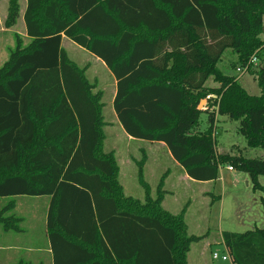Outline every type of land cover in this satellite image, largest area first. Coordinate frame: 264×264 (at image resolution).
<instances>
[{
	"label": "trees",
	"instance_id": "16d2710c",
	"mask_svg": "<svg viewBox=\"0 0 264 264\" xmlns=\"http://www.w3.org/2000/svg\"><path fill=\"white\" fill-rule=\"evenodd\" d=\"M18 10L9 0L7 24ZM263 16L264 0H26L28 42L16 35L0 66V198L49 197L53 264H187L203 238L187 234L184 209L162 207V180L152 198L145 157L136 162L143 201L124 194L115 154L103 150L102 92L62 36L114 76L112 107L127 135L164 143L196 181L216 180L224 163L247 173L264 212V158L218 154L214 136L216 115L227 116L249 147L264 149ZM227 50L232 69L256 75L259 95L219 67ZM201 99L213 110L198 109ZM202 112L208 127L197 133ZM12 209L13 200L0 209L5 231L19 230ZM222 241L235 264H264V227L223 231Z\"/></svg>",
	"mask_w": 264,
	"mask_h": 264
},
{
	"label": "rangeland",
	"instance_id": "374dc122",
	"mask_svg": "<svg viewBox=\"0 0 264 264\" xmlns=\"http://www.w3.org/2000/svg\"><path fill=\"white\" fill-rule=\"evenodd\" d=\"M17 3L19 10L16 21L13 24H7L9 0H0V66L14 49L16 35L22 40V45L28 42L22 19L26 0H17ZM62 43L70 60L80 68H85L86 77L90 82L95 83L94 92L97 90L102 92L103 150L113 151L115 154L119 167L118 179L125 188L124 194L143 201L144 191L138 182L136 162L145 157L144 180L149 184L152 198L156 196V187L162 180V190L164 192V189L168 190L164 194L162 207L174 213L184 209L183 217L187 224V233L204 234L207 242L209 241L206 243L204 239L191 244L188 253L189 264H230L228 260L221 259V256L226 254V248L220 242L221 232H244L256 227H264V212L260 200L262 192L253 190L247 173L235 168L229 171L226 163L219 166L216 180H187L183 170L167 153L165 147L162 152L159 150V145L157 148L151 147L154 142L127 139L114 113L111 91L108 88L101 89L100 75L97 74V77H94L95 75L89 71V64L85 63L91 58L90 55H86V52L90 53L68 38ZM235 61V53L227 50L219 62V67L225 73L237 74L239 83L248 94L259 95L260 88L256 75L249 72L238 74L235 68L232 69L230 66ZM261 64L264 67V58ZM212 81L210 78L207 84L219 86ZM201 100L205 102L199 109L213 110L207 105L206 99ZM214 126L215 150L218 154L264 158L263 148H252L247 145L244 136L238 132L237 120L216 115ZM207 127L208 116L207 113L202 112L194 132H202ZM259 182L264 185V176H259ZM11 200H13L12 212L21 220L17 225L18 231H5L0 224V264H17L20 260L37 264L40 258L47 263L50 253L47 251L49 241L45 230V218L49 197L19 195L14 198H0V209ZM214 252L218 255L217 259L212 258Z\"/></svg>",
	"mask_w": 264,
	"mask_h": 264
},
{
	"label": "crops",
	"instance_id": "0c3cea01",
	"mask_svg": "<svg viewBox=\"0 0 264 264\" xmlns=\"http://www.w3.org/2000/svg\"><path fill=\"white\" fill-rule=\"evenodd\" d=\"M25 10V9H24ZM22 19H23V15H22ZM65 39H66V37L65 36H62V39H61V45L63 44L62 42H64L65 41ZM64 48V47H63ZM82 48V47H81ZM80 49V48H79ZM64 50H65V48H64ZM74 51H76V50H74ZM90 53V52H89ZM86 55H90V59L89 60H87L85 63L86 64H89V71H91L95 76L94 77H97V74H99L100 75V79H99V81H100V83H99V86L101 87V89H102V87L104 88V89H106V88H108L110 91H111V101H113V98H114V95H115V87H116V81H115V78H114V76L112 75V73L109 71V69L105 66V64L99 59V58H97V57H95L94 55H92L91 53L90 54H87V52H86ZM69 57V56H68ZM70 58V57H69ZM71 59V58H70ZM80 61V60H79ZM90 61V62H89ZM77 63V62H76ZM78 64V63H77ZM92 73H91V75H92ZM98 79V78H97ZM117 118V117H116ZM118 120V119H117ZM120 124V123H119ZM121 126V125H120ZM121 128H122V126H121ZM123 129V128H122ZM123 133H125V131L123 130ZM126 134V133H125ZM127 135V134H126ZM126 137V136H125ZM137 139V138H133V137H130L129 135H127V139ZM138 140H140V141H146V140H142V139H138ZM147 142H150V141H147ZM152 142V141H151ZM156 143V144H155ZM158 143V144H157ZM152 146L151 147H153L154 146V148H157V145H159L158 147H159V150H161L162 152L164 151V147L167 149V147L165 146V144L164 143H161V142H154V144L152 143L151 144ZM167 151H168V149H167ZM167 153H169V151L167 152ZM169 155H170V153H169ZM171 156V155H170ZM147 157V156H146ZM171 158H172V156H171ZM175 161V160H174ZM146 162V161H145ZM175 163L177 164V165H179L176 161H175ZM180 166V165H179ZM181 167V166H180ZM226 168H227V165H226ZM181 169H182V167H181ZM183 170V169H182ZM234 170V169H233ZM143 171H144V179H145V176H146V163L144 164V167H143ZM230 171V170H229ZM183 172H184V170H183ZM184 174H185V172H184ZM186 175V174H185ZM185 178L188 180V179H191V178H189L187 175L185 176ZM193 180V179H192ZM146 181V180H145ZM121 183V182H120ZM122 185V187H123V184H121ZM123 189H124V191H125V188L123 187ZM165 190V192H168V190L167 189H164ZM166 196V195H165ZM165 209V208H164ZM165 210H167V209H165ZM167 211H169V210H167ZM170 213H172V214H177L178 212H176V213H174V212H172V211H169ZM184 221H185V219H184ZM185 224H186V221H185ZM186 227H187V224H186ZM45 230H46V228H45ZM46 234H47V232H46ZM188 235H197V236H203V238L202 239H200L199 241H197V242H201L202 240H204V239H206V235H204V234H194V233H187ZM205 242L206 243H209V241L207 242V239L205 240ZM222 244H223V241H222V232H221V241H220ZM224 245V244H223ZM191 246V245H190ZM1 248V247H0ZM47 251H48V253H50V255H49V258H48V261H47V263H45L44 261L45 260H43L42 258H40V260H38V262H37V264H53V260H52V253H51V250H50V246H48V248H47ZM189 251H190V249H189ZM189 251H188V253H189ZM188 253H187V264H189V259H188Z\"/></svg>",
	"mask_w": 264,
	"mask_h": 264
},
{
	"label": "built area",
	"instance_id": "2783aa9c",
	"mask_svg": "<svg viewBox=\"0 0 264 264\" xmlns=\"http://www.w3.org/2000/svg\"><path fill=\"white\" fill-rule=\"evenodd\" d=\"M251 63H253L254 65H256L257 63H256V58L255 57H252V59H251V61H250ZM247 68H248V65L247 66H244V67H237V69H236V72L238 73V74H240V75H242V74H244V73H246L247 72ZM227 169L228 170H233L234 168L232 167V166H230V165H227ZM226 252V254L225 255H222L221 256V259L222 260H228L229 262H230V264H235L234 262H233V260L231 259V257H230V255H229V253L227 252V250L225 251ZM212 258H214V259H217L218 258V255H217V253L216 252H214L213 254H212Z\"/></svg>",
	"mask_w": 264,
	"mask_h": 264
},
{
	"label": "water",
	"instance_id": "95a60500",
	"mask_svg": "<svg viewBox=\"0 0 264 264\" xmlns=\"http://www.w3.org/2000/svg\"><path fill=\"white\" fill-rule=\"evenodd\" d=\"M205 102V100H201L200 104L198 105V109L200 108L201 104H203Z\"/></svg>",
	"mask_w": 264,
	"mask_h": 264
}]
</instances>
